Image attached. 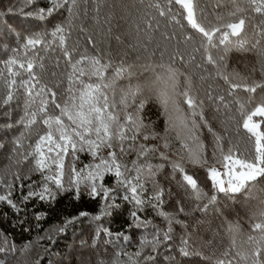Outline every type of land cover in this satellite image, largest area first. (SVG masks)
Instances as JSON below:
<instances>
[{
	"label": "trees",
	"instance_id": "16d2710c",
	"mask_svg": "<svg viewBox=\"0 0 264 264\" xmlns=\"http://www.w3.org/2000/svg\"><path fill=\"white\" fill-rule=\"evenodd\" d=\"M154 2L160 3L165 16L161 17L155 8L146 7ZM218 3L226 6L217 8ZM195 5L198 20L207 27L234 22L239 18L227 15L231 7L227 5V0H195ZM48 6L47 0H35L31 5L26 0H0V70L4 69L5 62L12 57L21 61L35 59L33 72L39 81L36 90L41 86L51 88L56 93L57 103L62 104L65 99L67 74L70 70L63 51L57 44L50 47L37 46L36 49L23 47L28 38L45 36L57 24L66 25L67 48L69 51L76 50L74 59H78L79 54H108V58L115 63L123 60L125 64L135 68L133 83L139 82L145 86L150 84L151 76L142 66L161 63L160 50L166 49L167 53H173L178 49L186 58L191 53L196 56V62L203 63V49L199 53H193V49L199 47L200 34L187 27L186 21L182 19L183 10L180 6L174 3L169 5L167 0H145L144 5L138 4L136 0H108L100 5L98 15L93 11L96 4L90 2L87 5V15H84L85 6L81 4L79 15L70 24L67 12L55 14L54 18H49L51 22L24 14ZM145 11L148 16L144 15ZM217 13L223 14V21L217 22ZM242 15L246 21L244 31L241 37L232 39L234 42L237 39L247 41L246 49H239L233 43L226 55L223 46L213 49L212 54L216 58L225 56L219 72L227 75L231 83L264 85V56L259 55V51L264 49V39L257 35L264 29V15L250 11ZM108 17H111L110 25L105 23ZM150 17L155 18L152 20L153 29H148L144 23ZM172 17L181 20V24L175 23ZM157 23L159 28L155 30ZM137 26L143 31H138ZM165 34L169 37L174 34L175 39L165 40ZM185 34H191L193 39L184 42ZM89 37L94 41V46L89 43ZM115 37H119V40ZM45 39L51 41L52 37L45 36ZM257 39H261V44L258 49H252L251 46ZM140 44L146 45L147 51L139 47ZM153 52L155 56L152 55ZM167 53L163 58L165 64L169 63ZM174 66L192 77L196 94L204 101V117L213 131L209 132L208 127L201 124L197 134L203 143L204 157L208 164H215L213 133L223 137L225 150L231 146L239 149L237 155L247 154L252 144L246 130L242 128L237 102L247 105L250 110L255 104L264 102V87L257 88L255 93H249L243 87L233 90L229 83L217 75V69L211 64L206 65L207 72L196 68L194 63L185 66L177 61ZM21 71L23 78L27 79L28 74ZM110 72L111 70L108 74ZM202 75L207 78L201 80ZM126 83L123 80L117 81L118 85ZM209 92L213 97L223 96L229 107L225 108L224 103L215 99L209 100ZM144 95L148 96L147 87ZM46 98L49 99V112L58 114L59 110L54 109L51 104V96ZM26 102L27 96L20 89L15 93L11 104L0 109V179L5 182L0 185V195L8 194L9 189L5 185L13 181L12 173L18 172L22 177H30L29 180L14 183L10 199L15 207L7 201L0 202V248L5 249L0 252L2 264H37V261L39 264H114L118 253L121 254V264H125L127 258L123 253H135L140 249L141 240H151L157 232L162 239L163 233L169 232V226L170 240L161 243L155 253H151L148 248L144 249L145 253L155 257L147 264H215L226 250L230 251L231 256H235V250L231 248L233 238L240 251L249 255L253 251L248 237L260 239V233L254 232L251 225L260 219L259 213L264 211V178L254 182L253 187L236 194L235 197L220 193L216 202L209 204V198L216 193L206 167L188 161L187 154L181 150V139L186 138V133L181 132L180 138L177 137V130L169 123L170 114H166L153 99H149L142 113L143 123L146 125L143 131L156 138L148 141H144L142 136L139 138V143L157 149L148 157L156 171L155 175L144 181V191L140 194L143 205L138 206L131 199L125 200L123 197L128 194L127 190L118 186L116 178L111 174H106L103 180L105 187L115 190L113 199L107 202L99 197L91 198L84 187H81V194L76 198L74 190L57 192L54 185L51 187L55 199L41 200L38 194L43 191V181L40 173L34 170V161L30 158L17 164L16 161L21 157L13 152L15 141L29 132L18 123L25 114ZM36 103L39 104V98ZM182 107L187 113V106ZM45 130L39 122L34 125L30 138L25 141V149ZM165 144L168 147H164ZM160 153H164L167 159H163ZM77 155V169L92 162V157L87 152ZM182 156L185 171L197 181L204 194L201 199L194 197L191 189L182 180L181 173L173 172L171 163L179 161ZM135 159L136 152H128L123 155L122 162L131 167V162ZM70 163L71 157H66V183ZM30 191L37 195L25 200L24 197ZM160 191L163 192L160 201L153 199ZM106 203L115 206L109 207V214L102 215L100 220H93L92 217L101 215V208ZM205 205L208 207L205 208ZM81 212L87 215L80 216ZM133 212L137 213L141 221L148 222L147 227L136 226ZM74 217L78 219L68 224L63 233L58 231L59 227H63L66 221ZM229 224L238 225L239 231L230 233ZM104 229L112 235L105 233ZM118 234L123 235L118 238ZM123 236L128 239L124 240ZM184 241H187L186 248ZM13 245L15 252L12 251ZM25 245H28L27 250L21 251ZM182 248L189 253L187 256L182 253ZM141 264L144 262L141 261Z\"/></svg>",
	"mask_w": 264,
	"mask_h": 264
},
{
	"label": "snow or ice",
	"instance_id": "6c2138e0",
	"mask_svg": "<svg viewBox=\"0 0 264 264\" xmlns=\"http://www.w3.org/2000/svg\"><path fill=\"white\" fill-rule=\"evenodd\" d=\"M26 2L31 5L35 3V0H26ZM90 2L96 4L93 11L98 15L100 5L107 3L108 0H47L48 7H39L35 11L24 14L34 16L41 21L51 22L49 18H54L55 14L67 12L70 24L71 20L79 15L81 4L85 6L84 15H87V5ZM136 2L140 5L145 4V0H136ZM173 3L179 5L183 10L181 16L186 21L187 27L200 34L199 47L194 48L193 53H199L203 49V63L196 62V56L191 53L186 58L185 54L178 49L173 53H167L166 49L160 50L161 63L142 66L144 71L151 76V82L146 86L139 82H132L135 75L133 65L125 64L123 60L115 63L108 58V54L96 56L79 54V58L74 59L76 50L69 51L67 48L65 24H57L50 33L45 34V36L52 37L51 41L46 40L45 36H36L28 38L23 45L25 49H36L37 46L50 47L52 44H57L63 51L70 70L67 74L68 85L62 104L56 102V93L51 88L41 86L38 91L36 90L39 81L33 72L35 59L21 61L12 57L5 62L4 69L0 70V109L11 104L15 99L16 92L20 89L24 90L27 96L26 110L18 123L29 132L22 134L15 141L13 152L21 157L16 161L17 164H22L30 158L34 161V170L40 173L43 181V191L38 194L41 200L55 199V193L51 187L54 185L57 192L74 190L76 198H79L80 189L84 187L88 190V195L91 198L99 197L107 202L113 199L115 190L105 187L103 180L106 174H111L116 178L117 185L127 190L128 194L123 197L125 200L131 199L136 205H143L144 201L140 198V194L144 191V181L155 175L156 171L148 157L150 154H154L157 149L154 146L139 143L141 136L144 141L156 138L143 131L146 125L143 123L142 113L149 99H153L166 114H170L169 123L174 130H177L178 138H180L181 132L186 133V138L181 139V150L187 154L188 161L206 167L212 188L216 193L209 198V204H214L220 193L235 197L236 194H241L253 187L254 182L264 178V102L255 104L250 110L247 105L237 102L239 115L242 117V128L246 130L252 144L247 154L237 155L239 149L231 146L225 150L223 137L213 133L215 136L213 149L215 164L209 165L204 157L203 143L197 134L201 124L208 127L209 132L213 131L204 117V101L198 98L192 77L174 66L177 61L185 66L194 63L196 68L207 72L206 65L211 64L217 69V75L229 83L233 90L243 87L245 91L255 93L257 88L264 87V85L256 83L252 85L231 83L227 75L219 72V66L225 56L221 55L216 58L212 54L213 49L223 46L226 55L229 46L233 43L239 49H246L247 41L237 39L234 42L232 38L241 37L244 31L246 21L242 14L250 11L264 15V0H227V5L231 6L227 15L234 18L239 17L238 20L226 24L217 23L211 27L205 26L198 20L195 0H167V4ZM225 6L223 3L216 5L217 8ZM146 7L157 9L161 17L166 15L159 2L149 3ZM144 15L148 16V12L145 11ZM154 19V17H150L144 21L148 29H153L152 20ZM172 19L175 23L181 24V20L175 17ZM223 19V14L217 13V22L223 21ZM97 23H99L98 20ZM105 23L110 25L111 17L106 18ZM137 28L138 31H143V29H139V26ZM158 28L157 23L155 30ZM109 32H111L110 27ZM257 35L264 39V29ZM148 36L149 43H151L150 34ZM164 38L165 40L175 39V35L169 37L165 34ZM115 39L119 40V37H115ZM192 39L191 34H185L184 42ZM89 43L94 46L91 37H89ZM260 44L261 39H257L251 47L258 49ZM139 47L147 51L146 45L140 44ZM166 53L169 56L167 64L163 63ZM152 55L155 56V52ZM259 55L264 56V49L259 51ZM21 70L28 74L27 79L23 78ZM109 70H111L110 74H108ZM18 77L20 79H17ZM206 78L203 75L200 76L201 80ZM120 80L127 83L118 85L117 81ZM146 87L147 97L144 95ZM42 94L44 95L42 96ZM48 95L51 96V104L54 109L59 110L58 114L49 112V99L46 98ZM37 98H39V104L36 103ZM208 99H215L224 103L225 108L229 107L223 96L213 97L209 92ZM183 105L187 106V113L182 107ZM38 122L46 130L43 134L38 135L34 143H29L25 149V141L30 138V131ZM164 147H168V145L165 144ZM105 151H107L106 155ZM133 151L136 152V159L131 162V167H129L122 162V157L125 153ZM82 152H87L92 157V162L77 169L76 161L79 159L77 154ZM217 152H219L218 156ZM160 155L163 159H167L164 153H160ZM69 156L71 163L66 183L65 158ZM183 162V156L179 161L172 162L173 172L181 173L182 180L191 189L194 197L201 199L204 194L197 181L185 171ZM217 164L220 165L219 168L216 166ZM12 177L13 181L5 185L9 189L8 194L0 195V202L7 201L15 207L10 199L11 189L16 181L29 180L30 177H22L18 172L12 173ZM4 184L5 182L0 179V185ZM33 195H37V193L30 191L24 199L27 200ZM162 195L163 192L160 191L153 199L160 201ZM112 206L115 205L106 203L101 208V215L94 216L92 219L100 220L102 215L109 214L108 208ZM207 207L208 205H205V208ZM161 214L163 215V213ZM85 215L87 213H80V216ZM132 217L137 227H147L148 222L141 221L136 212L132 213ZM259 217L260 219L251 227L254 232L260 233V239L257 240L254 236L248 237V243L253 246L251 254L240 251L235 238H233L231 248L235 250V256H231L230 251L226 250L222 258H218L215 264H264V258H262L264 257V211L259 213ZM75 219L78 218L74 217L72 220L66 221L63 227L58 228V231L63 233L67 225ZM103 231L112 235L107 229ZM170 231L171 227L169 226ZM228 231L236 233L239 231V227L229 224ZM169 232H164L162 239L160 233L157 232L153 239L141 240L140 249L135 253H123L127 258L125 264H141V261L147 264L154 260L155 257L145 253L144 249L148 248L151 253H155L161 243H166L171 239ZM122 235L118 234V238ZM48 239L52 238L48 237ZM123 239L127 240L128 238L123 236ZM183 243L186 248L187 241ZM27 248L28 245H25L21 251H25ZM4 250V248H0V252ZM12 251H16L14 245ZM181 251L186 256L189 254L184 248ZM120 255V253L117 254L114 264H121Z\"/></svg>",
	"mask_w": 264,
	"mask_h": 264
},
{
	"label": "rangeland",
	"instance_id": "374dc122",
	"mask_svg": "<svg viewBox=\"0 0 264 264\" xmlns=\"http://www.w3.org/2000/svg\"><path fill=\"white\" fill-rule=\"evenodd\" d=\"M218 168L220 167V165L219 166H217Z\"/></svg>",
	"mask_w": 264,
	"mask_h": 264
}]
</instances>
